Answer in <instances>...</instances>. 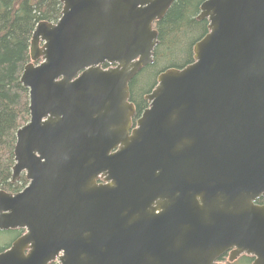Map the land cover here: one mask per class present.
<instances>
[{
	"label": "water",
	"instance_id": "water-1",
	"mask_svg": "<svg viewBox=\"0 0 264 264\" xmlns=\"http://www.w3.org/2000/svg\"><path fill=\"white\" fill-rule=\"evenodd\" d=\"M175 0H60L21 81L0 264H264V0H205L194 61L168 68L133 127L130 82ZM109 64L104 68L103 64ZM102 180V182H100Z\"/></svg>",
	"mask_w": 264,
	"mask_h": 264
},
{
	"label": "trees",
	"instance_id": "trees-1",
	"mask_svg": "<svg viewBox=\"0 0 264 264\" xmlns=\"http://www.w3.org/2000/svg\"><path fill=\"white\" fill-rule=\"evenodd\" d=\"M204 1L175 0L155 24L159 42L154 61L130 82L136 118L149 106L146 95L155 88L160 73L194 61L195 44L209 32L208 19H198ZM61 10L60 0H0V189L10 193L19 192L28 184L25 176L15 182L12 176L17 130L30 119L29 89L21 76L31 61V39L38 23L56 22ZM148 80L150 83H146ZM258 202L264 204V197ZM8 245L1 247L0 252Z\"/></svg>",
	"mask_w": 264,
	"mask_h": 264
},
{
	"label": "flooded vegetation",
	"instance_id": "flooded-vegetation-1",
	"mask_svg": "<svg viewBox=\"0 0 264 264\" xmlns=\"http://www.w3.org/2000/svg\"><path fill=\"white\" fill-rule=\"evenodd\" d=\"M104 66V64H103ZM109 67V66H108ZM130 101H131V95H130ZM134 103V102H133ZM136 115V114H135ZM134 115V117L132 118L133 119V127L136 125V120L138 119V117L136 118V116ZM26 177V175H23ZM22 177V174L21 176L19 177V179ZM17 181V180H16ZM100 182H102V180H100ZM262 197H260L259 199H261ZM257 204H260L262 205V203H259L258 200L256 201ZM8 231H15L17 233L16 234V237H14L12 239V241L9 243L8 247L9 248L12 243L20 236H22L26 230L25 229H21V228H17V229H13V230H8ZM6 248V249H7ZM234 249V248H233ZM229 250L227 252H225L219 259L218 261L221 262V263H224V264H253L254 262V259L255 257L254 256H251V255H247V254H240L238 255L236 258H234V260H231V251L233 250ZM48 264H60L59 261L57 259L53 260V261H50Z\"/></svg>",
	"mask_w": 264,
	"mask_h": 264
},
{
	"label": "rangeland",
	"instance_id": "rangeland-1",
	"mask_svg": "<svg viewBox=\"0 0 264 264\" xmlns=\"http://www.w3.org/2000/svg\"><path fill=\"white\" fill-rule=\"evenodd\" d=\"M151 80H148L146 83H150ZM25 175L24 173L22 174V176ZM15 237V234L4 230V231H0V248L6 246L7 244H9L12 239Z\"/></svg>",
	"mask_w": 264,
	"mask_h": 264
}]
</instances>
